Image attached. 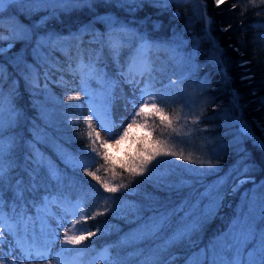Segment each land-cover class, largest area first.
I'll return each mask as SVG.
<instances>
[{
    "label": "trees",
    "instance_id": "1",
    "mask_svg": "<svg viewBox=\"0 0 264 264\" xmlns=\"http://www.w3.org/2000/svg\"><path fill=\"white\" fill-rule=\"evenodd\" d=\"M5 11L11 13L12 18L9 21L0 19V34L6 37L0 40V47L10 43L12 47L6 45L3 48L5 51L0 52V67L6 75L4 94L5 97L9 95L12 82L16 81L18 90L14 93V102L21 112L19 125L13 133L17 139L13 183L15 179H22L27 186L29 174L38 173L39 191L26 193L28 212L35 208L33 202L39 206L44 196L59 202L79 204L88 216L103 212L86 223L76 225L77 234L79 230H86L96 235L81 245H65L64 248L69 251L61 250L62 255L70 256L74 264H104L99 253L105 248L122 264H144L151 259H158L161 264H188L196 251L208 245L218 227L224 224L222 218L214 219L212 216L203 219L194 242L179 244L168 251H157L168 240L167 229L147 242L133 241L132 238L139 234L151 217L161 214L172 215L175 212L172 216L174 227L180 222V212L176 206L189 204L191 196L199 188L193 184L213 175L207 171L203 174L189 171L201 167L200 159L215 160L219 155H213V152L200 146L199 135L208 134L220 145L226 138L224 124L230 117L228 114L238 113L252 135L264 138L261 131L264 128V3L260 0H254V3L250 0H222L217 5L216 0H203V3L197 0H173L168 8H158L145 0L142 7L130 10L118 0H93L91 7H73L55 13L51 6L37 8L29 3H16ZM205 11L212 21L210 26L205 23ZM176 12L179 13L178 17L173 15ZM106 15H113L130 27L139 28L153 40L174 42L175 52L153 48L151 63L158 103L173 118L179 114L180 119L174 120L173 125L179 134L166 132L160 136L157 129L153 137L166 140V146L178 154L181 151L185 157L191 154L193 161L189 163L174 156H157L148 165L149 169L156 166L149 180H145L147 172L144 176L125 172L119 164H127L136 157L138 144L143 141L144 147L150 146L148 132L134 126L129 129L125 140L120 142L119 150L108 146L102 149L117 165L119 175L113 178L112 172H105L102 167L97 175L113 185L122 182L128 184L127 188L115 193L106 192L97 181L85 174L83 167L73 170L61 159L62 150L80 154L85 161L95 156L90 151L89 128L84 124L85 114H90L89 102L82 109L75 107L79 105L77 100L66 99L76 96L71 92L83 91L86 85H99L95 77L82 79L86 73L78 70L81 60L84 63L91 61L98 65L100 71L104 70L107 74L105 85H108L115 80L116 71L126 70L135 51L131 43L124 45L118 58L109 51L107 35L118 37L119 28L109 33L107 20L101 19ZM11 22L20 27L12 26ZM155 25L159 26L158 29ZM86 27L88 31H83ZM20 33H25L23 39L19 38ZM174 33L182 38V42L174 37ZM50 37L52 42L43 45L42 54L38 42ZM62 39L65 45H61ZM213 42L224 51V67L230 80H225L221 66L213 59ZM66 62H71L77 68V83H70L73 73L64 64ZM59 67L66 78L64 81L54 77ZM26 79L30 83H26ZM190 80L191 83L193 80L199 82L201 89L197 90L196 95L193 88L190 89ZM172 81L176 83L172 84ZM233 92L239 96L238 107L233 103ZM113 97V92H108L109 110L113 107ZM93 109L95 111L94 103ZM90 116L98 125L100 118L98 121L96 116ZM196 117H199L198 121ZM92 135L95 138V130ZM243 143L247 153L246 162L253 165L250 174L260 177L264 173V150L254 145L250 138H244ZM241 152L242 148L234 154L239 156ZM40 156L45 163L51 162L59 167L62 173L59 182L48 179L45 168H37V160L33 157ZM95 159L97 162L92 163V171L104 163L100 157ZM158 161L161 163L158 164ZM239 169L231 175L229 182L243 176V167ZM161 175L164 180L158 182ZM11 196L12 193L6 190V201H10ZM106 197L114 199L105 201ZM73 218L79 219V215ZM77 249L85 250L81 252Z\"/></svg>",
    "mask_w": 264,
    "mask_h": 264
},
{
    "label": "snow or ice",
    "instance_id": "2",
    "mask_svg": "<svg viewBox=\"0 0 264 264\" xmlns=\"http://www.w3.org/2000/svg\"><path fill=\"white\" fill-rule=\"evenodd\" d=\"M122 6H128L130 10H135L136 8L142 7L145 0H118ZM154 7L158 8H168L173 0H147ZM198 3H203V0H197ZM222 0H216L217 5H219ZM254 3V0H250ZM264 3V0H260ZM16 3H29L35 5L37 8L41 6H51L53 13L57 10H68L73 7H91L93 0H0V14L5 10V6H11ZM235 7V5H233ZM206 9V5H205ZM174 16H179V13H173ZM205 23L210 26L212 21L207 17L205 11ZM105 19V18H101ZM108 23V31L112 32L113 29L119 28V35L116 38H109L106 41V46L109 51L115 56L119 57L121 50L124 45L131 43L134 48V53L132 59L129 63V83L135 85L139 88V102L138 106L135 101H133L134 112L131 115L130 121L127 127L123 128V131L113 133L112 128L104 125L102 127L107 134V139H101L100 133L96 132L95 138H93V122L92 119L85 117L84 124L89 128L87 136L90 143V151L95 153L94 157H89L87 161L83 159L80 154L70 152L67 150H62L61 159L64 164L71 167L73 170L83 167V170L87 176H90L93 180L97 181L100 186L106 191L115 193L121 188H127L128 184L120 183L119 185H113L108 180L101 178L97 175L100 168H104L105 172L111 171L113 178L119 175L116 172L117 165L110 161V158L106 152V145L109 140L114 144H119L121 141L125 140L128 135L129 129L134 125L145 129L148 132V137L151 138L150 146L144 147L143 141H141L136 148V157H134L129 163L121 162L119 167L125 172L130 173L133 176H144L145 172L148 176H145V180H149L152 172L155 170L154 165L152 169L148 168V165L156 159L157 156H174L180 160H187L192 163L191 154L185 157L181 151L179 154L176 151L171 150V147H167V141H161L153 137V133L159 129V135L164 136L166 132H176L179 134L177 128L173 127L174 120L178 121L180 119L179 114L173 118L165 109L158 103V96L156 90H154V79L152 77L153 65L151 63V52L153 48H166L175 52L174 42L168 41H156L153 40L147 33L142 32L139 28L130 27L128 24H120L118 21L111 17L106 18ZM0 27H2V21H0ZM158 29V25H155ZM226 30V29H225ZM83 31H88V28H84ZM103 35V34H102ZM176 37V34H173ZM25 33H20L19 38L23 39ZM181 39L180 37H176ZM6 39L5 36L0 34V40ZM51 41V37L49 38ZM214 44V56L213 59L217 64L221 66V71L224 74L225 80H230L228 76L227 69L224 67V51L218 45ZM9 48L12 47L10 43ZM5 51V49L0 48V52ZM78 70L81 73H86L82 75V79H91L100 76V68L97 64L89 61L84 63L82 60L78 65ZM139 77L140 79H137ZM251 79L250 77H246ZM6 81V75L2 67H0V264H18L20 260H33L40 258H47L51 252V246L55 244L56 240L62 239V251H69V249L64 248L63 245H81L83 241L89 239L90 237L96 235L95 232L79 230L77 234L76 225L83 222L86 223L88 219H94L95 215H102L103 212L94 213L92 216H88L84 213V209L79 204H72L70 202H58L64 203V216L58 221V227L62 226L64 220L68 216L76 217L79 215V219L73 218L68 226L64 229V235L61 238L57 231H53L48 223V215L51 198L45 196L42 198L40 205L37 206L33 202V207H37V215L33 217L28 212V204L26 200V193L30 194L33 191H39L38 186V173L29 174V184L26 186L22 179H15L13 183L14 167L16 161L14 159V154L17 145L16 136L13 134L15 128L19 125L21 119V112L18 110L14 102V93L18 90V85L16 81H13L12 91L7 97L4 94V82ZM26 83H30L26 79ZM175 84L176 81H172ZM143 84V87H139ZM84 95L89 97V111L92 116H96L99 121V116L93 109V104L91 100V95L87 87L83 88ZM135 96V91L133 93ZM68 101L80 100V96H68L66 97ZM239 96L233 92V103L238 105ZM264 103V101H262ZM75 107H80L76 105ZM7 114V119L5 115ZM110 117V111L108 108L105 109V118ZM199 120V117H196ZM159 121V123H157ZM71 122V121H70ZM196 122V121H193ZM112 127H115L113 124ZM264 132V128H261ZM8 133L6 136L5 133ZM241 132L245 137L252 139L254 145L258 146L261 150H264V138H258L252 135L250 129L247 125H241ZM170 139V135L168 137ZM97 142H99V147H97ZM86 155V154H85ZM95 157H100L104 163L96 168L95 171L90 170L92 163H96ZM37 160V168H45L48 179L60 181L62 179V173L59 167L52 164L51 162L45 163L42 156L33 157ZM139 161V163H137ZM247 161V153L245 152L241 160L238 161L237 171H239V166L243 165L241 175L244 176L240 179L237 184L234 185L233 191H237L238 188L246 183H252L253 187L248 189L242 194L243 203L240 206V213L236 217L234 223L231 226V230L227 236L223 238V242H211L209 246H206L195 256L189 259L188 264H264V181L257 184L254 179H252L250 173L253 170V165ZM200 168L190 169L189 171L197 173H205L206 171H214L215 165L212 159H200ZM161 163L158 161V164ZM207 165V169L203 165ZM164 176L159 177L158 182H162ZM130 184L131 181L129 180ZM10 191L12 193L10 201H6L5 193ZM108 199H114L106 197L105 201ZM196 207V206H193ZM6 208L8 209L6 211ZM216 208L215 199L206 207L204 213L201 217L196 220H192L191 216L193 213L189 211L185 217L176 223L173 227L172 215L167 213L158 216L151 217L148 222H146L143 228L140 230L138 235H135L132 239L133 241L139 240L141 243L153 240L161 232L168 230V240L164 243L161 249L157 251H168L171 248L178 246L179 244L188 242H194V237L199 231V225L214 213ZM183 210V209H181ZM107 211V209H105ZM43 212V215H41ZM259 218V219H258ZM39 220L41 225V234L44 239L37 241L35 236V221ZM100 231V229H97ZM7 236L11 237V243L7 240ZM71 233V234H69ZM229 237H231L229 239ZM254 245L253 251H248L249 244ZM8 244V251L5 253L4 245ZM87 246H85L86 248ZM18 250V253H17ZM83 252L85 249H77ZM10 256L11 260H6L4 257ZM99 258L104 261V264H122L118 258H114L111 251L107 248L103 249L99 253ZM144 264H161L158 259L146 260Z\"/></svg>",
    "mask_w": 264,
    "mask_h": 264
},
{
    "label": "rangeland",
    "instance_id": "3",
    "mask_svg": "<svg viewBox=\"0 0 264 264\" xmlns=\"http://www.w3.org/2000/svg\"><path fill=\"white\" fill-rule=\"evenodd\" d=\"M11 6H5V10L7 8H11ZM43 7L47 8V5ZM5 10L2 14H0V19L9 21L11 20L12 15L9 12H7L8 13L7 14ZM106 16H104L105 19L111 17L114 20L118 21L120 24H125L124 21H120L118 18H116L113 15H106ZM11 25L16 28L20 27L18 26L19 24L15 22L13 23L11 22ZM107 36L108 38H116L115 35H111V34H108ZM61 41H62L61 45H65L64 39H62ZM51 42L52 41H50L47 38H43L38 42L39 50H41L40 52L42 54H44L43 45L50 44ZM5 46L0 48H4ZM61 47L63 48V46ZM64 64H66L68 69H70V71L73 73V75L70 77V83L72 84L77 83L78 80L75 79L77 68L71 62H66ZM55 65L58 66V64ZM54 77L57 78L59 81H64L66 79L60 67L58 68V71ZM106 78H107V74L105 73L104 70H101L100 76L95 77L96 81L99 82V85L85 86L88 88V91L91 95L92 104L93 103L95 104V112L97 116H99L100 121L97 125L93 120V118L90 116V114L86 113L85 117L92 119L93 122L92 126L95 130V134L96 132H99L101 139H107V134L104 131V128L101 126L102 123L108 127H111L113 133L122 131L123 128L120 126L121 125L127 126L128 122L130 121L131 115L134 112L133 101L137 103V106L139 102V88L128 82L130 78L129 64L125 71L122 70L116 71L115 80H113L108 85H105ZM137 79L140 78L137 77ZM188 83L190 84L191 80L188 81ZM191 85L192 86L190 87V89L193 88L194 94L196 95L197 90H199V88L201 89V87H199V82L198 81L194 82L193 80ZM139 87H143V84H140ZM154 90H156V88H154ZM134 91H135V96L133 95ZM108 92H113L114 97L112 102L113 107L112 109L109 110L110 117L106 119L105 109L108 108V104H107ZM71 94H75L76 96L81 97V99L77 100V102L82 109H85L86 104L89 102V97L85 96L84 92L81 90L73 91L71 92ZM228 116L230 117L229 119H227V122L224 124V133L226 135V138H223L222 140L223 143L220 142V145L217 143V141L214 140L215 139L214 137L209 136L208 134L202 133V135H199L200 138L198 140V144L200 146L202 145L208 151L213 152V155L219 154L215 160H212L213 164L216 166L215 170L207 171L213 175H211L206 180H200L197 181L198 183L196 182L193 184V186L196 185V187L198 186L199 188H197L196 192L191 196L189 204L180 203L179 206H176V210L180 212L178 216L180 218L179 221L182 220L189 211L193 213L191 219L196 220L197 218L203 215L206 207L215 199L216 208L214 210V213L207 218L209 219L212 216L214 217V219L222 218L221 220H223L224 224L220 226V228L218 227L217 231H215V233L213 234L211 241L208 243V245L203 246V248L209 246L211 242H221V243L223 242V238L228 235V233L231 230L232 224L234 223L236 217L240 213V206L243 203L242 194L248 189H251L253 187L252 183H246L240 186L237 191L234 192L232 190L234 185L237 184L240 179H243L244 176H239L235 178L233 181L231 180L229 182V178L237 170L238 161L241 160L243 154L246 152V147L243 143V140L246 137L241 132V125L245 123L240 118L238 113L235 115L228 114ZM113 124L115 125V127H112ZM189 141L192 142L191 139ZM189 141L188 143H190ZM192 145L196 148L194 144ZM106 146L114 150L120 149V143L114 144L111 140H109ZM230 146H231V148L229 149L230 151H227L228 150L227 148H229ZM240 148H242L241 155L235 156L234 153L236 151H239ZM158 157H162V156H158ZM240 167H243V165H240L239 168ZM205 169H207V165ZM251 177L256 181L257 184L264 181V173L260 177H255L254 175H251ZM58 202L59 201H57V199L51 198L48 223L54 232L57 231L58 229V235L62 238L64 235V229L65 227L68 226V223L72 220V216H68L67 219L64 220L63 225L58 227V221L61 219V217L64 216V205ZM29 214L32 215L33 217H36L37 207H35ZM41 215H43V212H41ZM5 236L9 241V243H11V237L7 236V233H5ZM35 236L37 241H41L44 239V236L41 234V225L38 219L35 221ZM230 238L231 237H229V239ZM64 246L65 245H63V247ZM253 248L254 245L250 243L248 245V251L249 252L253 251ZM200 249H202V247ZM200 249H198L196 253H198ZM61 250H62V239L56 240L55 244L51 246V252L47 256V258L33 259L31 261L20 260L18 264H74L70 256L62 255ZM4 251L5 253H7L8 244L4 245ZM4 258L6 260H11L10 256H5Z\"/></svg>",
    "mask_w": 264,
    "mask_h": 264
}]
</instances>
